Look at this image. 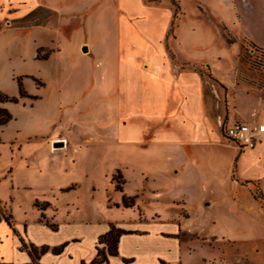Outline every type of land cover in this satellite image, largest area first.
Here are the masks:
<instances>
[{
    "label": "crops",
    "instance_id": "0c3cea01",
    "mask_svg": "<svg viewBox=\"0 0 264 264\" xmlns=\"http://www.w3.org/2000/svg\"><path fill=\"white\" fill-rule=\"evenodd\" d=\"M174 1L179 13L170 32V0H83L81 11L68 13L55 0H0L1 57L4 39L14 31L33 60L47 61L59 52L65 28L71 38L77 24L85 36L72 53L103 59L81 71L86 80L74 103L83 106L85 123L69 120L53 131L63 114L60 102L25 90L27 79L36 89H49L42 76L44 85H38L36 73H18L31 76L21 82L36 99L0 103L10 113L11 104L25 110L23 123L8 137L2 135L6 124L0 128V143L22 160L0 175L6 181L0 261L212 264L202 248L230 239L210 232L199 217L224 196L230 210L263 213L241 182H254L264 196V134L252 148L240 149L225 127L233 121L264 124V90L237 84L239 43L225 33L229 13L232 24L256 14L253 30L247 26L240 36L264 49V0ZM39 9L56 13V22L11 25ZM214 38L225 50L197 51L202 39L211 45ZM235 42L232 59L227 49ZM43 48L46 58L37 59ZM202 65L205 73L197 69ZM111 226L125 231L116 253L93 263L97 248L107 251L99 237ZM61 245L59 252L52 250ZM31 246L47 249L34 254Z\"/></svg>",
    "mask_w": 264,
    "mask_h": 264
},
{
    "label": "rangeland",
    "instance_id": "374dc122",
    "mask_svg": "<svg viewBox=\"0 0 264 264\" xmlns=\"http://www.w3.org/2000/svg\"><path fill=\"white\" fill-rule=\"evenodd\" d=\"M58 1L56 6L61 9L62 13L78 12L83 8V0H55ZM86 3L92 0H85ZM86 5V4H85ZM55 6V7H56ZM87 7V6H86ZM78 13H75V17ZM57 14L51 13L44 9L37 10L34 15H31L24 20L12 22L11 25L22 26L27 24H42L55 23L57 20ZM233 15L228 14L227 20L229 22V33H225L227 38L232 41H237L230 45L227 49L229 54H232L234 59L236 50L239 56V70L237 74V84L239 86L252 87L253 89L264 90V49L258 45L252 43L245 37L240 36L244 33L248 27L250 31L252 28V21L258 20L256 14H248L244 16L242 22H235L232 24ZM77 22V19L76 21ZM248 26V27H247ZM68 29L65 28L63 32V38L59 44L60 50L55 53L52 58L47 61H35L30 57V49L19 34L14 31L10 32V36L4 39L2 46H4L5 55L0 56V89L6 90L8 94H14L16 92V77L20 76L23 80L24 77H31L29 75H22L18 73H36L39 74L37 83L39 86L44 85L45 78L49 84V89L44 92L43 89L37 88L32 84L30 79L26 82V91L36 92L43 96V99H51L56 102H60L58 106L63 113L60 120L56 123V127L53 128L54 132L61 129L60 123L64 127L68 126L69 120L76 122L77 124L87 122L85 111L82 105L74 103L77 99V95L82 93V85L85 80L82 77L81 71L87 67L100 66L102 58L97 54L96 60L93 59V54L84 57H77L73 52L74 46L78 43L79 39H83L85 33L83 29L79 30V26L76 24L72 37H67ZM240 36L235 39L236 37ZM215 41L208 45L207 40L202 39L197 49L200 53H207L209 51H222L225 48L221 45L222 40L214 38ZM1 45V42H0ZM102 44V48L104 49ZM47 48H43L39 51V56H45ZM197 69L205 73V67L197 66ZM83 72V71H82ZM43 78H42V77ZM92 78V75H90ZM205 78L209 80V76L205 75ZM212 80H210L211 82ZM213 82V81H212ZM218 88V92L222 94L223 88L213 82ZM73 102L70 107H65V103ZM11 114L13 115L3 130V137H8L14 129L18 128L24 121L25 110L19 104H11ZM68 109V114L65 110ZM82 126V125H81ZM70 130V129H69ZM232 142L231 140H229ZM57 143L60 140L55 141ZM233 143V142H232ZM54 148L58 146H54ZM22 163L18 153H12L8 143H0V175H3L7 169L15 167L17 164ZM6 181H0V194L5 193ZM241 185L246 186L251 197L254 194L259 195L261 193L259 187L254 182L247 183L241 182ZM262 199H253L256 206L263 211L259 215L246 212L245 210H230L228 197L224 196L223 199H219L214 202V206L209 210V213L204 217H199L198 222H203L205 227H209V231L213 234H220L229 238L230 240H218L211 242L213 246H204L202 253L205 257L213 258L210 260L212 264H264V196ZM253 198V197H252ZM255 211V210H253Z\"/></svg>",
    "mask_w": 264,
    "mask_h": 264
},
{
    "label": "trees",
    "instance_id": "16d2710c",
    "mask_svg": "<svg viewBox=\"0 0 264 264\" xmlns=\"http://www.w3.org/2000/svg\"><path fill=\"white\" fill-rule=\"evenodd\" d=\"M146 1L151 2V1H158V0H146ZM170 2L174 6L173 20L171 22L170 29H169V31L171 32L175 26V22H176V19L178 17V13H179V8H178V6L174 0H170ZM227 40L229 42H231L229 38H227ZM36 58L37 59H45L46 56L40 57L37 53ZM16 90H17L16 95H8L7 93H5L4 91H2L0 89V103H4V102L18 103L19 100L22 98H29V99H36L37 98V96H35V95H29L26 93V91L23 88L20 76L16 77ZM11 118H12V115L9 112V110L6 107L0 106V128L2 126H4L5 124H7L11 120ZM115 177L117 178L118 176H115ZM116 187L119 188L118 184L116 185ZM253 197L255 199L256 198H260V199L263 198L261 193L259 195H256L253 193ZM123 204L124 205L128 204V200L126 198H123ZM35 206H38L41 208L43 205H39L37 202H35ZM50 226L52 228H54L53 224H50ZM124 232L125 231L122 229L114 228L113 226H111L110 230L107 233L100 236L99 242L105 243V245L107 247V251L105 253V251L103 249L97 248L96 257L92 260V262L93 263L103 262V261L107 260V254L114 255L116 253V244H117L118 237L120 234H122ZM61 247H62V245L59 247H54L52 250L54 252H59L61 250ZM46 249H47V247H45V246H42L39 250H37L35 247L31 246L29 252L34 253V254L43 253ZM0 264H12V263L0 261Z\"/></svg>",
    "mask_w": 264,
    "mask_h": 264
},
{
    "label": "built area",
    "instance_id": "2783aa9c",
    "mask_svg": "<svg viewBox=\"0 0 264 264\" xmlns=\"http://www.w3.org/2000/svg\"><path fill=\"white\" fill-rule=\"evenodd\" d=\"M263 134V123L253 125L249 122L233 121L225 127L226 137L240 149L252 148Z\"/></svg>",
    "mask_w": 264,
    "mask_h": 264
},
{
    "label": "water",
    "instance_id": "95a60500",
    "mask_svg": "<svg viewBox=\"0 0 264 264\" xmlns=\"http://www.w3.org/2000/svg\"><path fill=\"white\" fill-rule=\"evenodd\" d=\"M85 49V48H84Z\"/></svg>",
    "mask_w": 264,
    "mask_h": 264
}]
</instances>
